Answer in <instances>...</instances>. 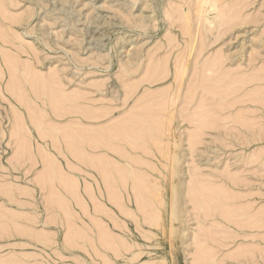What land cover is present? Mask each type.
Here are the masks:
<instances>
[{
  "label": "rangeland",
  "instance_id": "rangeland-1",
  "mask_svg": "<svg viewBox=\"0 0 264 264\" xmlns=\"http://www.w3.org/2000/svg\"><path fill=\"white\" fill-rule=\"evenodd\" d=\"M210 1L0 0V264H264V0Z\"/></svg>",
  "mask_w": 264,
  "mask_h": 264
},
{
  "label": "bare ground",
  "instance_id": "bare-ground-1",
  "mask_svg": "<svg viewBox=\"0 0 264 264\" xmlns=\"http://www.w3.org/2000/svg\"><path fill=\"white\" fill-rule=\"evenodd\" d=\"M203 1H204V0H203ZM205 1L207 2V0H205ZM208 1H209V0H208ZM211 1H213V0H211ZM211 1H210V2H211ZM200 2H201V1H200ZM210 2H208V3L210 4ZM214 2H215V1H214ZM172 3H173V2H172ZM204 3H205V2H204ZM208 3H206V4H208ZM206 4H204V5H206ZM215 4H216V3H215ZM239 4H240V3H239ZM202 5H203V3H202ZM3 6H4V5H3ZM206 6H209V5H206ZM212 6H214V8H215L214 3L211 4V7H212ZM189 7H190V6H189ZM198 7H199V6H198ZM216 7H217V6H216ZM190 8H191V7H190ZM200 8H203V7L200 6ZM206 8L208 9V7H206ZM220 8H221V7H220ZM203 9H204V8H203ZM203 9L200 10V11H201V12H200L201 14H202V12L204 13V11H206V10H203ZM211 9H213V8H211ZM209 11H211V10H209ZM218 11H219V10H218ZM166 13L168 14V12H166ZM180 13H181V11H180ZM206 13H208V11H206ZM185 14H186V13H185ZM188 14H189V11H188ZM188 14H186V15H188ZM201 14H200V15H201ZM239 14H240V13H239ZM200 15H199V16H200ZM203 15H204L203 18L206 17V16H205V15H206L205 13H204ZM207 15H208V14H207ZM222 15H223V14H222ZM180 16H181V15H180ZM183 16H184V15H183ZM188 16H189V15H188ZM214 16H215V15H214ZM217 16H219V14H218ZM220 16H221V15H220ZM7 17H8V16H7ZM17 17H18V16H17ZM230 17H231V15H230ZM230 17H229V18H230ZM236 17H237V16H236ZM190 18H192L191 15H190L189 19H190ZM227 18H228V17H227ZM231 18H232V17H231ZM231 18H230V19H231ZM234 18H235V17H234ZM234 18H233V20L236 21ZM206 19H207V18H206ZM210 19H211V18H210ZM214 19H215V18H214ZM214 19H213V20H214ZM230 19H229V20H230ZM217 20H218V19H217ZM229 20H228V21H229ZM231 20H232V19H231ZM184 21H185V20H184ZM192 21H193V20H192ZM192 21H191V22H192ZM215 21H216V20H215ZM224 21H225V19H224ZM14 22H15V21H14ZM187 22H188V21H187ZM189 22H190V21H189ZM232 22H233V21H232ZM192 23H193V22H192ZM214 23H215V22H214ZM224 23H225V22H224ZM190 25L193 27V24H190ZM224 25H225V24H224ZM183 26H184V25H183ZM183 26H182V27H183ZM213 26H214V25H213ZM215 26H216V24H215ZM207 27H208V26H207ZM220 27H221V25H220ZM9 28H10V27H9ZM184 28H185V27H184ZM215 28H216V27H215ZM229 28H230V27H229ZM186 29H187V28H186ZM217 29H219V28H217ZM11 30H12V29H11ZM192 30H193V28H192ZM185 31H186V30H185ZM208 31H209V30H208ZM188 32H189V31H188ZM192 32H193V31H192ZM217 32H218V31H217ZM185 33H186V32H185ZM186 34H188V33H186ZM210 34H211V33H210ZM221 34H222V33H221ZM184 35H185V34H184ZM217 35H218V34H217ZM217 35H216V39H217ZM19 36H20V35H19ZM186 36H187V35H186ZM191 36H192V35H191ZM19 38H20V37H19ZM194 38H195V37H194ZM170 40H171V39H170ZM195 40H196V39H195ZM7 42H8V41H6V43H7ZM12 45H13V44H12ZM199 47H200V46H199ZM15 48H16V47H15ZM192 48H193V47H192ZM201 50H202V49H201ZM11 52H12V51H11ZM188 53H189V52H188ZM198 53H199V51H198ZM218 53H219V52H218ZM190 54H191V53H190ZM221 54H222V53H221ZM17 55H18V54H17ZM197 55H198V54H197ZM9 56H10V54H9ZM198 56H199V55H198ZM186 57H187V56H186ZM186 57H185V58H186ZM168 58H169V57H168ZM216 58H218V57H216ZM19 59H20V58H19ZM214 59H215V57H214ZM181 60H182V59H181ZM187 60H188V58H187ZM210 60L212 61V59H210ZM217 60H218V59H217ZM8 61H9V60H8ZM158 61H159V60H158ZM163 61H164V60H163ZM163 61H162V62H163ZM176 61H177V60H176ZM225 61H226V60H225ZM162 62H161V63H162ZM178 62H179V61H178ZM163 63H164V62H163ZM210 63H211V62H210ZM212 63H214V61H213ZM212 63H211V65H212ZM178 64H180V63H178ZM223 64H224V63H223ZM32 65H33V64H32ZM125 65H126V64H125ZM157 65H158V64H157ZM161 65H162V64H161ZM211 65H209V69L211 68V67H210ZM217 65H218V64H217ZM126 66H127V65H126ZM165 66H166V65H165ZM179 66H180V65H179ZM181 66H182V65H181ZM186 66H187V65H186ZM182 67H184V69H185V65L182 66ZM205 67H206V66H205ZM240 67H241V66H240ZM262 67H264V66H262ZM262 67H261V70H262ZM194 68H195V66H194ZM203 68H204V66H203ZM8 69H9V68H8ZM31 69H32V68H31ZM179 69H180V67H179ZM182 69H183V68H182ZM182 69H181V71L183 72ZM29 70H30V69H29ZM133 70H134V69H133ZM160 70H161V69H160ZM186 70H187V69H186ZM201 70H202V69H201ZM201 70H200V71H201ZM225 70H226V69H225ZM231 70H232V69H231ZM236 70H237V68H236ZM253 70H254V69H253ZM128 71H129V70H128ZM175 71H176V70H175ZM187 71H188V70H187ZM226 71H227V70H226ZM256 71H258V70H256ZM259 71H260V70H259ZM2 72H3V71H2ZM126 72H127V71H126ZM155 72H156V71H155ZM159 72H160V71H159ZM193 72H194V71H193ZM203 72H204V70H203ZM215 72H216V71H215ZM217 72H218V71H217ZM223 72H224V70H223ZM223 72H222L221 75H223L224 73H226V74L228 75L227 72H224V73H223ZM230 72H231V71H230ZM260 72H261V71H260ZM152 73H153V72H152ZM174 73H175V72H174ZM176 73H178V71H177ZM180 73H181V72H180ZM192 74H193V73H192ZM211 74H212V73H211ZM226 74H225V75H226ZM229 74H230V73H229ZM237 74H238V73H237ZM143 75H144V74H143ZM156 75L158 76V74H156ZM185 75H186V74H185ZM202 75H203V74H202ZM202 75H201L200 77H202ZM254 75H255V74H254ZM159 76H160V75H159ZM180 76H181V74H180ZM203 76H204V75H203ZM208 76H209V75H208ZM217 76H219V74H218ZM243 76H244V75H243ZM247 76H249V75H247ZM256 76H257V75H256ZM258 76H259V75H258ZM263 76H264V75H263ZM139 77H140V76H139ZM231 77H232V76H231ZM241 77H242V76H241ZM148 78H149V77H148ZM148 78H147V79H148ZM158 78H159V77H158ZM181 78H182V77H181ZM204 78H205V77H204ZM210 78H211V77H210ZM212 78H213V77H212ZM217 78H218V77H217ZM242 78H243V77H242ZM249 78H250V77H249ZM260 78H264V77L261 76ZM260 78H259V79H260ZM139 79H140V78H139ZM193 79L195 80V78H193ZM215 79H216V78H215ZM234 79H235V78H234ZM238 79L240 80L239 77L237 78V81H238ZM253 79H256V77L253 78ZM253 79H252V80H253ZM153 80H154V79H153ZM157 80H158V79H157ZM208 80H209V79H207V82H208ZM218 80H219V79H218ZM218 80H217V81H218ZM230 80H231V79H230ZM235 80H236V79H235ZM241 80H242V79H241ZM245 80H246V78H245ZM245 80H244V81H245ZM247 80L250 81L251 78H250V79H247ZM143 81H144V80H143ZM154 81H155V80H154ZM209 81H210V80H209ZM226 81H227V80H226ZM226 81H225V83H226ZM231 81H232V80H231ZM237 81H236V82H237ZM259 81H261V80H259ZM102 82H103V81H102ZM137 82H138V81H137ZM137 82H136V83H137ZM140 82H141V81H140ZM191 82H193V81H191ZM214 82H216V81L214 80ZM218 82H220V80H219ZM227 82H228V81H227ZM229 82H230V81H229ZM229 82H228L227 84H229ZM179 83H180V82H179ZM201 83H202V81H201ZM201 83H200V84H201ZM230 83H231V82H230ZM233 83H234V81H233ZM98 84H100V83H98ZM204 84H206V83L204 82ZM207 84H208V83H207ZM211 84H212V83H211ZM211 84H209V85H211ZM223 84H224V83H223ZM223 84H222V85H223ZM94 85H96V84H94ZM136 85H137V84H136ZM190 85H191V84H190ZM195 85H196V84H195ZM195 85H194V86H195ZM209 85H208V86H209ZM214 85H215V84H214ZM214 85H213V86H214ZM222 85H221V86H222ZM262 85H264V84H262ZM262 85H258V86H262ZM97 86H98V85H97ZM99 86H100V85H99ZM99 86H98V88H99ZM187 86H188V85H187ZM191 86H192V85H191ZM201 86H203V85H201ZM234 86H235V85H234ZM242 86H243V85H242ZM101 87H102V86H101ZM101 87H100V88H101ZM103 87H104V84H103ZM188 87H189V86H188ZM209 87H210V86H209ZM218 87H219V86H218ZM225 87H227V86H225ZM239 87H240V86L237 85V88H239ZM96 88H97V87H96ZM202 88H203V87H202ZM207 88H208V87H207ZM211 88H212V87H211ZM211 88H210V89H211ZM230 88H231V87H230ZM191 89H193V88H191ZM213 89H214V87H213ZM213 89H212V90H213ZM235 89H236V88L234 87L233 90H235ZM96 90H97V89H96ZM62 91H63V90H62ZM193 91H194V90H193ZM217 91H219V90H217ZM262 91H263V90H262ZM85 92H87V91L85 90ZM190 92H191V91H190ZM263 92H264V91H263ZM229 93L231 94L230 91H228V94H229ZM233 93H234V92H233ZM76 94H77V93H76ZM190 94H191V93H190ZM220 94H221V93H220ZM244 94H245V93H242V95H244ZM79 95H80V94H79ZM84 95H85V94H84ZM74 96H75V95H74ZM76 96H77V95H76ZM80 96H81V95H80ZM185 96H186V95H185ZM172 97H173V96H172ZM174 97H175V96H174ZM187 97H188V96H187ZM239 97H240V96H239ZM81 98H82V97H81ZM199 98H200V97H199ZM218 98H219V97H218ZM82 99H84V98H82ZM173 99H174V98H172V100H173ZM235 99L238 100V99H240V98L237 99V97H236ZM235 99H234V100H235ZM241 100H242V99H241ZM232 101H233V100H232ZM232 101H231V102H232ZM242 101H243V100H242ZM238 102H239V101H238ZM224 104H226V103H224ZM56 105H57V104H56ZM90 105H91V104H90ZM157 105H158V104H157ZM166 105H167V104H166ZM205 105H206V104H205ZM86 106L88 107V104H87ZM106 106H107V105H106ZM222 106H223V105H222ZM53 107H55V110H56V108H57V110H56L57 112H58V110H61V109L58 108V106H53ZM63 107H64V105H63ZM87 107H86V108H87ZM104 107H105V106H104ZM104 107H103V108H104ZM107 107H108V106H107ZM192 107H193V106H192ZM196 107H197V105H196ZM86 108H82V110H83V109L86 110ZM93 108H94V110L92 109V111L94 112V111H95V107H93ZM100 108H102V105H101ZM138 108H139V107H138ZM219 108H220V107H219ZM219 108H218V109H219ZM202 109H203V108H202ZM90 110H91V109H90ZM98 110H99V109H98ZM100 110H101V109H100ZM174 110H175V109H174ZM197 110H198V109H197ZM204 110H205V109H203V111H204ZM209 110H210V109H208V110H206V111L208 112ZM83 111H84V110H83ZM96 111H97V110H96ZM96 111H95V113L98 112V111H97V112H96ZM101 111H102V110H101ZM172 111H173V110H172ZM54 112H55V111H54ZM85 112H86V111H85ZM87 112H88V111H87ZM87 112H86V114H87ZM90 112H91V111H90ZM93 112H91V113H93ZM104 112H106V110H105ZM111 112H112V111H111ZM173 112H174V111H173ZM198 112H199V111H198ZM204 112H205V111H204ZM60 113H61V112H60ZM101 113H102V112H101ZM106 113H107V112H106ZM136 113H138V112H136ZM149 113H150V112H149ZM201 113H202V112H201ZM213 113H214V112H213ZM58 114H59V113H58ZM84 114H85V113H84ZM84 114H83V115H84ZM138 114H139V113H138ZM203 114H204V113H203ZM88 115H89V114H88ZM102 115H103V114H102ZM147 115H148V114H147ZM156 115H157V114H156ZM31 116H32V115H31ZM90 116L92 117V115H90ZM140 116H141V115H140ZM151 116H152V115H151ZM203 116H204V115H203ZM33 117H34V116H33ZM144 117H145V116H144ZM153 117H154V116H153ZM182 117H183V116H182ZM163 118H164V117H163ZM167 118H170V117H167ZM195 118H196V117H195ZM199 118H200V117H199ZM254 118H255V117H254ZM259 118H260V117H259ZM35 119H36V118H34V120H35ZM152 119H153V118H152ZM188 119H189V118H188ZM201 119H202V118H201ZM251 119H252V118H251ZM130 120H131V119H130ZM132 120H133V119H132ZM193 120H194V119H193ZM203 120H204V119H203ZM145 121H146V120H145ZM148 121H149V119H148ZM150 121H151V119H150ZM157 121H158V120H157ZM163 121H164V120H163ZM169 121H170V120H169ZM196 121H197V120H196ZM196 121H195V122H196ZM208 121H209V119H208ZM250 121H251V120H250ZM204 122H205V121H204ZM206 122H207V120H206ZM138 123H140V122H138ZM151 123H152V122H151ZM200 123H201V122H200ZM250 123H251V122H250ZM195 124H196V123H195ZM198 124H199V123H198ZM204 124H205V123H204ZM169 126H170V125H169ZM113 131H115V130H113ZM122 131H123V130H122ZM109 133H110V132H109ZM111 133H112V131H111ZM115 133H116V132H115ZM105 134H106V133H105ZM113 135H114V134H113ZM106 136H107V135H106ZM95 137H96V135H95ZM110 137H111V136H110ZM110 137H109V138H110ZM91 138H92V136H91ZM97 139H98V138H97ZM100 139H102V138H100ZM100 139H99V140H100ZM89 140L91 141V139H89ZM104 141H105V140H104ZM92 142H93V140H92ZM101 142H103V141H101ZM106 142H107V140H106ZM106 142H105V143H106ZM108 142H109V141H108ZM21 143H22V142H21ZM88 143H89V142H88ZM107 144H108V143H107ZM110 144H111V142H110ZM113 144H114V143H113ZM21 145H22V144H21ZM95 145H97V144H95ZM99 145H100V144H99ZM99 145H98V146H99ZM102 145L105 146L104 143H103ZM108 145H109V144H108ZM108 145H107V146H108ZM109 146H110V145H109ZM114 146H115V145H114ZM114 146H113V149H115ZM117 146H118V145H117ZM22 147H23V146H22ZM99 147H100V146H99ZM110 147H111V146H110ZM25 148H26V146H25ZM82 149H84V148L82 147ZM107 149H108V148H107ZM109 149H110V148H109ZM116 149H117V148H116ZM117 150H118V149H117ZM117 150H116V151H117ZM81 151H83V150H81ZM262 151H264V150H262ZM76 152H77V151H76ZM87 152H88V151H87ZM21 153H22V152H21ZM82 153H83V152H82ZM101 153H103V152H101ZM77 154H78V153H77ZM89 154H90V153H89ZM106 154H107V153H106ZM262 154H263V153H262ZM21 155H23V154H21ZM75 155H76V154H75ZM84 155L86 156V154H84ZM107 155H108V154H107ZM107 155H106V156H107ZM78 156H79V155H78ZM88 156H89V155H88ZM100 156H103V154H101ZM104 156H105V155H104ZM86 157H87V156H86ZM91 157H92V156H91ZM93 157H94V156H93ZM107 157H109V156H107ZM107 157H106V158H107ZM88 158H90V157H88ZM99 158H100V157H99ZM104 158H105V157H104ZM179 158H181V157H179ZM241 158H242V157H241ZM49 159H50V158H49ZM85 159H87V158H85ZM46 160H47V159H46ZM91 160H92V159H91ZM93 160H94V159H93ZM93 160H92V161H93ZM102 160H103V159H102ZM180 160H181V159H180ZM86 161H88V160H86ZM89 161H90V160H89ZM96 161H97V160H96ZM103 161H105V160H103ZM178 161H179V160H178ZM98 162H101V161H98ZM98 162H97V163H98ZM93 163H94V162H92V164H93ZM102 163H103V162H102ZM107 163H108V162H107ZM53 164H54V163H53ZM101 165H102V164H101ZM112 165H113V164H112ZM49 166H50V163H49ZM53 166H54V165H53ZM99 166H100V163H99V165H98V169H100ZM100 167H101V169H102L104 166L102 165V166H100ZM105 167H106V166H105ZM112 168H113V167H112ZM104 169H105V168H104ZM104 169H103V170H104ZM106 169H107V168H106ZM49 170H50V168H49ZM103 170H102V171H103ZM113 170H116V169H113ZM117 170H118V169H117ZM120 170L122 171V169H120ZM104 171H106V170H104ZM104 171H103V172H104ZM108 171H109V170H108ZM50 172H51V171H50ZM99 172L101 173V171H99ZM103 172H102V173H103ZM118 172H119V170H118ZM177 172H178V171H177ZM46 173L48 174L47 171H46ZM107 173H108V172H107ZM104 174H105V173H103V175H104ZM110 174H111V173H110ZM110 174H109V176L112 177V175H110ZM121 174H122V173H121ZM121 174H120V175H121ZM39 175H40V174H39ZM53 175H54V174H52V176H53ZM57 175H58V174H57ZM46 176H47V175H46ZM52 176H50V174H49V177H51L50 179H52ZM105 176H106V174H105ZM42 177H43V176H42ZM47 177H48V176H47ZM54 177H55V176H54ZM118 177H119V176H118ZM120 177H121V176H120ZM38 178L43 180V178H41V177H38ZM57 178H58V176H57ZM102 178H104V177L102 176ZM109 178H110V177H109ZM113 178H114V176H113ZM113 178H112V179H113ZM120 179H121V178H120ZM42 180H40V181L42 182ZM104 180H106V179L104 178ZM110 180H111V179H110ZM114 180H115V178H114ZM123 180H124V179H123ZM38 181H39V180H38ZM48 181H49V180H48ZM111 181H112V180H111ZM119 181H121V180H119ZM49 182H52V181L50 180ZM108 182H109V181L106 180V183H104V184L107 185ZM114 182H115V181H114ZM121 182H122V181H121ZM121 182H120V183H121ZM43 183H45V182H43ZM122 183H123V182H122ZM124 183H125V181H124ZM108 184H109V183H108ZM110 184H111V183H110ZM110 184L107 185L106 188H108V186H111V187H112V185H110ZM112 184H113V182H112ZM114 184H115V183H114ZM43 185H44V184H43ZM48 185H49V183H48ZM120 185H121V184H120ZM122 185H123V184H122ZM68 186H69V185H68ZM70 186H71V184H70ZM136 186H137V185H136ZM114 187H115V185H114ZM116 187H117V186H116ZM73 188H75V187L73 186ZM88 188H89V187H88ZM106 188H105V189H106ZM5 189H6V188H5ZM9 189H10V188H9ZM69 189H70V188H69ZM85 189H86V188H84V191H85ZM108 189H109V188H108ZM113 189H114V188H113ZM113 189H112V190H113ZM139 189H140V188H139ZM139 189H138V190H139ZM87 190H89V189H87ZM87 190H86V192H87ZM114 190H116V189H114ZM114 190H113V192H114ZM22 191H23V190H22ZM70 191H71V189H70ZM91 191H92V190H91ZM106 191H107V190H106ZM117 191L119 192V189H118ZM117 191H115L114 193H116ZM136 191H137V190H136ZM71 192H72V191H71ZM73 192H74V191H73ZM78 192H79V191H78ZM78 192H77V194H76V192H75V194H76L77 196H78ZM100 192H101V191H100ZM113 192L110 193V191H109L108 198H109V196L111 195V196H110L111 199H109L110 202H111V200H112V193H113ZM139 192H140V191H139ZM56 194H57V193H56ZM88 194H90V190H89V193H88ZM88 194H87V195H88ZM251 194H253V193H251ZM53 195H54V194H53ZM73 195H74V194H73ZM76 195H75V196H76ZM80 195H81V194H79V196H80ZM91 195H92V197H93V194H90V196H91ZM100 195H101V194H100ZM136 195H137V194H136ZM140 195H141V193H140ZM140 195H139V196H140ZM79 196H78V197H75V198H77L78 203H81V202H79V201H80V200L83 201V200H82L83 198H81V196H80V199H79ZM114 196H115V195H114ZM137 196H138V195H137ZM82 197H83V196H82ZM115 197H116V198L119 197V196H117V193H116V196H115ZM53 198H54V197H53ZM66 198H67V197H66ZM93 198H94V197H93ZM93 198H92V199H93ZM57 199H59V198H57ZM57 199H56V200H57ZM94 199H97V197L94 198ZM113 199H114V197H113ZM137 199H138V198H137ZM53 200H54V199H53ZM67 200H68V199H67ZM114 200H117L116 203L119 202V201H118L119 199H114ZM114 200H112V201H114ZM141 200H142V198H141ZM57 201H59V200H57ZM60 201H62V200H60ZM85 201H86V200H85ZM91 201H93V200H91ZM96 201H97V200H95V202H94V201H93V202L96 203ZM138 201H139V199H138ZM138 201H137V202H138ZM55 202H56V201H55ZM65 202H66V200H65ZM139 202H140V201H139ZM100 203H101V202H97V204H95V206L98 205V207H99V206H100ZM112 203H113V202H112ZM53 204H54V203H53ZM57 204H59V202H58ZM61 204H62V203H61ZM63 204H64V201H63ZM65 204H66V203H65ZM65 204H64V205H65ZM84 204H87V203L84 202ZM101 204H102V203H101ZM104 204H105V203H104ZM119 204H120V202H119ZM139 204H142V203H139ZM51 205H52V204H51ZM64 205H63V206H64ZM78 205H79V204H78ZM82 205H83V203H82ZM146 205H147V204H145V206H146ZM83 206H86V205H83ZM87 206H88V205H87ZM102 206H103V205H102ZM104 206H106V205H104ZM57 207H58V206H57ZM59 207H62V205L59 206ZM64 207H65V206H64ZM68 207H69V206H68ZM118 207H119V206H118ZM121 207H122V205H121ZM51 208H52V207H51ZM65 208H66V207H65ZM84 208H85V207H84ZM93 208H94V207H93ZM100 208H101V207H100ZM102 209H103V208H102ZM0 210H1V209H0ZM2 210H3V208H2ZM5 210H6V209H5ZM97 211H98V210H97ZM260 211H261V210H260ZM4 212H5V211H3V213H4ZM53 212H54V211H53ZM68 212H69V211H68ZM98 212H99V211H98ZM54 213H55V212H54ZM56 213H57V212H56ZM254 213H255V212H254ZM259 213H260V212H259ZM262 213L264 214V212H262ZM77 214H78V213H77ZM88 214H89V213H88ZM1 215H2V214H1ZM3 215H4V214H3ZM76 216H77V215H76ZM91 216H92V215H91ZM94 216H95V215H94ZM2 217H3V216H2ZM77 217H78V216H77ZM92 217H93V216H92ZM259 217H261V216L259 215ZM33 218H34V217H33ZM54 218H56V217H54ZM88 218H89V217H88ZM94 218H95V217H94ZM94 218H93V219H94ZM257 218H258V215H257ZM8 219H9V218H8ZM66 219H67V218H66ZM66 219H65V220H66ZM79 220H80V219H79ZM91 220H92V219H91ZM95 220H97V219L95 218ZM95 220H94V221H95ZM259 220H260V219H259ZM259 220H258V221H259ZM31 221H32V220H31ZM66 221H67V220H66ZM66 221H65V222H66ZM82 221H83V220H82ZM92 221H93V220H92ZM99 221H100V220H98V223H99ZM263 221H264V220H263ZM67 222H68V221H67ZM70 222H71V221H70ZM72 222H73V221H72ZM256 222H257V221H256ZM96 223H97V221H96ZM263 223H264V222H263ZM5 224H6V223H5ZM68 224H69V223H68ZM69 225H72V224H69ZM75 225H76V224H74V227H75ZM100 225H101V224H100ZM30 226H31V225H30ZM72 226H73V225H72ZM77 226H78V224H77ZM77 226H76V227H77ZM2 227H3V226H2ZM74 227H72V228H74ZM104 227H105V226H104ZM0 228H1V226H0ZM6 228H7V227H6ZM6 228H4V229H6ZM80 228H81V227H80ZM70 229H71V228H70ZM77 229H78V228H77ZM77 229H73V230H72L73 232H71V231H70V232H71L72 234H74V231L77 230ZM102 229H103V227H102ZM104 229H105V228H104ZM187 229H188V228H187ZM35 230H36V229H35ZM79 230H81V229H79ZM79 230H78V231H79ZM82 230H83V229H82ZM4 231H6V230H4ZM4 231L2 230L3 233H4ZM78 231H76V232H78ZM185 231H186V230H185ZM36 232H37V231H36ZM40 232H42V231H40ZM81 232H82V231H81ZM44 233H45V232H44ZM67 233H68V232H67ZM71 233H70V234H71ZM187 233H188V231H187ZM36 234L38 235V233H35L34 235H36ZM40 234H41V233H39L38 238H41V239H44V240H48V238H50V237H46V235L44 236L43 234L40 236ZM45 234H46V233H45ZM80 234H81V233H80ZM102 234H103V232H102ZM107 234H108V233H107ZM107 234H103L105 237L107 236V237L105 238V240H104V239H103V240H104V241H108L107 243H109V245L112 246V244H114V243L110 244V241H111V238H110V237H111V236H110L109 234H108V235H109V239H110V241H109V240H106V239L108 238V235H107ZM67 235H68V234H67ZM75 235H76V238H77V236H78L77 233L74 234V235L72 236L73 239H74V236H75ZM187 235H188V234H187ZM70 236H71V235H70ZM81 236H82V235H81ZM189 236H190V235H189ZM189 236H188V237H189ZM72 237H71V239H72ZM79 237H80V236H79ZM45 238H46V239H45ZM66 238H67V236H66ZM68 238H69V237H68ZM80 238H81V237H80ZM80 238H79V239H80ZM103 238H104V237H103ZM50 239H51V238H50ZM69 239H70V238H69ZM112 239H113V238H112ZM49 241H50V240H49ZM49 241H48V242H49ZM67 241H68V240H67ZM113 241H115V240H113ZM43 242H44V241H43ZM111 242H112V241H111ZM113 247H114V246H113ZM203 251L205 252V249H204ZM13 254H14V253H13ZM25 254H26V253H25ZM20 255H21V254H20ZM23 255H24V254H23ZM31 256H32V255H31ZM60 256H61V255H60ZM15 257H16V256H14V257L12 258V255H11V257H10L11 259H10V260L14 259ZM25 257H26V256H24V258H25ZM6 258L8 259V257H6ZM7 259H5V260H7ZM21 259H22V258H21ZM5 260H3V262H5V264H10L9 262H11V261H9V259H8L7 261H5ZM8 261H9V262H8ZM12 261H17V262L19 263V261H18L17 258H16L15 260H12ZM31 261H32V260H31ZM3 262H2V263H3ZM7 262H8V263H7ZM11 263H12V262H11ZM14 263H15V262H13L12 264H14ZM18 263H17V264H18ZM25 263H27V261H26ZM29 263H30V262H29ZM33 263H34V262H33ZM215 263H216V262H215ZM256 263H257V262H255L254 264H256ZM15 264H16V263H15ZM212 264H213V263H212Z\"/></svg>",
  "mask_w": 264,
  "mask_h": 264
}]
</instances>
